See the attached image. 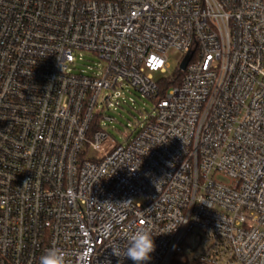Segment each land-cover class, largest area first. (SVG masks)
Masks as SVG:
<instances>
[{
  "label": "built area",
  "instance_id": "1",
  "mask_svg": "<svg viewBox=\"0 0 264 264\" xmlns=\"http://www.w3.org/2000/svg\"><path fill=\"white\" fill-rule=\"evenodd\" d=\"M124 87L155 107L119 143ZM142 226L145 264H264V0H0V264H134L112 247Z\"/></svg>",
  "mask_w": 264,
  "mask_h": 264
},
{
  "label": "rangeland",
  "instance_id": "2",
  "mask_svg": "<svg viewBox=\"0 0 264 264\" xmlns=\"http://www.w3.org/2000/svg\"><path fill=\"white\" fill-rule=\"evenodd\" d=\"M168 66L166 73H155V77H169L175 73L183 54L177 50H169L167 53ZM105 66V61L93 52L79 50L75 54V63L72 65L74 73L93 74L98 73ZM117 91L120 94L117 95ZM113 104L103 109V118L100 119L102 128L116 141H125L124 135L135 131L153 113L155 104L153 100L142 95L132 87L117 88L113 97ZM217 179L229 182V179L218 175ZM189 250V249H188ZM187 250V252H188ZM178 264H206L187 262L186 257L181 258Z\"/></svg>",
  "mask_w": 264,
  "mask_h": 264
},
{
  "label": "clouds",
  "instance_id": "3",
  "mask_svg": "<svg viewBox=\"0 0 264 264\" xmlns=\"http://www.w3.org/2000/svg\"><path fill=\"white\" fill-rule=\"evenodd\" d=\"M153 236L154 234L148 227L142 226L128 238V243L125 247L121 248L119 245L112 247L113 254L128 258L134 264H145L152 258L151 253L156 248ZM39 264H68V261L61 249L52 247L39 257Z\"/></svg>",
  "mask_w": 264,
  "mask_h": 264
},
{
  "label": "trees",
  "instance_id": "4",
  "mask_svg": "<svg viewBox=\"0 0 264 264\" xmlns=\"http://www.w3.org/2000/svg\"><path fill=\"white\" fill-rule=\"evenodd\" d=\"M184 75V72L179 69V67L176 69L175 73L172 74L169 77H162L161 78V83H160V95L163 96L165 90L171 86H177L181 83L182 77ZM99 119L96 118L94 123L91 125V130L90 132H93L96 130L99 125H98ZM197 263L198 261H193V263Z\"/></svg>",
  "mask_w": 264,
  "mask_h": 264
},
{
  "label": "water",
  "instance_id": "5",
  "mask_svg": "<svg viewBox=\"0 0 264 264\" xmlns=\"http://www.w3.org/2000/svg\"><path fill=\"white\" fill-rule=\"evenodd\" d=\"M190 58H191V54L188 53V54L183 58L182 62H181L180 65H179V69H180V70H185V68H186V66H187V64H188V62L190 61Z\"/></svg>",
  "mask_w": 264,
  "mask_h": 264
}]
</instances>
